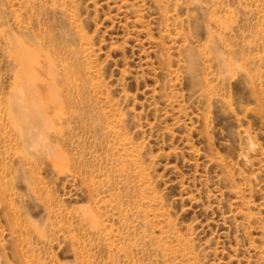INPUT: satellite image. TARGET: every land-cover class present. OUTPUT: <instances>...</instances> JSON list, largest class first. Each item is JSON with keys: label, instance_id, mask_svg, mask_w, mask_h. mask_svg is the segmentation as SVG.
I'll return each instance as SVG.
<instances>
[{"label": "rangeland", "instance_id": "374dc122", "mask_svg": "<svg viewBox=\"0 0 264 264\" xmlns=\"http://www.w3.org/2000/svg\"><path fill=\"white\" fill-rule=\"evenodd\" d=\"M0 264H264V0H0Z\"/></svg>", "mask_w": 264, "mask_h": 264}, {"label": "bare ground", "instance_id": "6f19581e", "mask_svg": "<svg viewBox=\"0 0 264 264\" xmlns=\"http://www.w3.org/2000/svg\"><path fill=\"white\" fill-rule=\"evenodd\" d=\"M25 94H22V97L25 100H23L21 103L12 104L13 111H15V113H13V117L15 121L19 122L20 120L22 125L30 130L33 127V125L40 123L44 119L45 116L43 117V115H45V113L43 112L44 109L43 110L39 108L35 109L36 106L31 107V105H29L28 102L29 100L26 98Z\"/></svg>", "mask_w": 264, "mask_h": 264}]
</instances>
